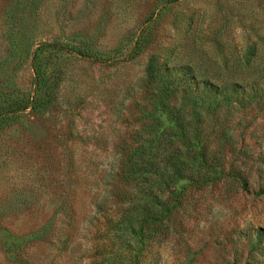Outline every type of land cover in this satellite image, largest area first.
Instances as JSON below:
<instances>
[{
    "label": "rangeland",
    "instance_id": "rangeland-1",
    "mask_svg": "<svg viewBox=\"0 0 264 264\" xmlns=\"http://www.w3.org/2000/svg\"><path fill=\"white\" fill-rule=\"evenodd\" d=\"M0 264H264V0H0Z\"/></svg>",
    "mask_w": 264,
    "mask_h": 264
}]
</instances>
